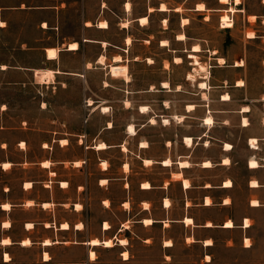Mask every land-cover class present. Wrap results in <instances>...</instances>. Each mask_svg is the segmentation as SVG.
I'll use <instances>...</instances> for the list:
<instances>
[{
    "label": "crops",
    "instance_id": "1",
    "mask_svg": "<svg viewBox=\"0 0 264 264\" xmlns=\"http://www.w3.org/2000/svg\"><path fill=\"white\" fill-rule=\"evenodd\" d=\"M167 3L164 0L152 4L147 0L143 10L134 14L132 0H122L117 8L123 17H119L116 25L122 30H127L134 22L148 27L151 14L157 12L160 14L157 27L165 32L169 27L166 15L180 12L177 4L168 6ZM217 5L196 0L189 9L202 14L206 20L216 10L245 13V7H240L241 0L239 3L218 0ZM224 5L227 7L223 8ZM230 8L234 11H229ZM108 12L117 15L116 7L109 5L108 0H97L95 14L83 21L86 35L81 41L71 39L45 45L41 67L8 71L12 76H19L13 81L16 85H24L28 77L37 79L35 73L50 71L49 79L43 82L37 79V82L57 93L68 91L71 83L77 82L85 96L83 102L74 106L62 100L38 102L36 108L41 120L35 119V107L29 102L26 116L14 125L5 117L8 106L0 108V264H172L177 239L186 246L202 245L203 258L199 264H210L213 259L221 262L236 248L250 258L241 264H256L258 260H253V254L264 250L261 249L264 234L260 235L259 242L255 231L257 227L264 228V72L259 89L253 93V87L246 86L245 76L237 74L242 71L244 62L236 65V60L229 65L236 72L235 77L225 76L218 83H209L212 75L211 70H207L209 75L197 82L198 103H185L169 114L156 113L149 103H138L135 108L134 94L159 92L163 95L159 99L160 108L171 109L172 94L180 90L181 84L172 85L171 79L164 77L147 88H133L130 64L144 60L152 65L154 60L140 52L130 54L136 38L129 32L118 43L108 38L111 26L106 16ZM223 14H219L220 23ZM244 16L249 24L244 28V36L249 40L261 39L263 33H256L252 20L248 19L255 21L260 15L251 11ZM188 21L180 15L178 26L182 29ZM101 22L105 27L100 26ZM42 26L47 27L45 21ZM93 27L95 33L91 35ZM246 29L254 31L253 37L246 36ZM180 31L174 34V39L167 35L158 40V45L165 50L182 52L173 54L171 59L164 58L163 71L182 63L184 55L194 66L192 69L199 68L194 64L197 53L202 50L199 43H192L189 49L170 47L172 40L175 44L186 42L185 33ZM147 35L152 37L153 33ZM150 40L143 39L144 42ZM71 43H76V47H69ZM196 44L197 51L193 50ZM48 49H54L55 55L49 56ZM209 51L210 56L204 61L209 68L225 66V55H217L215 49ZM102 57L103 62L99 60ZM219 58L224 62L220 63ZM261 60L264 68V57ZM119 65L126 66L127 78L120 76L123 88L121 99L117 101L123 109H136L142 120L137 122L131 117L125 121L121 138L114 141L111 135L115 126V100L99 91L114 88L119 76H114L111 68ZM239 80L243 83L237 84ZM200 82H205L206 86H201ZM214 88L222 89L211 99L210 92ZM235 91L241 95H236ZM224 94L229 98L224 99ZM141 107L145 109L142 111ZM208 116L212 118L211 123H205ZM187 119L195 120L196 130L186 129L181 134L163 136L164 152L159 156L150 152L151 140L139 133L146 126L184 124ZM38 122L41 127L35 126ZM130 125L132 132L128 130ZM231 125L237 126L244 137V153L239 160L234 141L227 134L214 132L215 128ZM186 138L191 139L190 144L186 143ZM253 139L255 141H251ZM131 141L135 143L134 149L129 146ZM178 141L183 151L173 154ZM100 143L104 146L98 147ZM226 144L230 147L225 148ZM113 149L118 151V156L111 154ZM224 159H228V163ZM251 159L258 162L256 167L249 165ZM165 160L169 163L163 164ZM204 161L210 164L204 165ZM181 162L187 164L179 165ZM239 162L244 169L241 177L235 173ZM155 166L163 170L159 178L148 175ZM193 169L215 170L220 174L216 179H196L191 173ZM225 181L230 184L224 185ZM228 221L231 226L226 225ZM176 225L181 227L180 236L174 233ZM218 232L223 235L220 242L224 249L218 248ZM94 239L98 243H91ZM106 240L111 244L104 245ZM134 240L149 247L153 255H135ZM168 241L170 243L166 244ZM112 252L114 258L105 259L104 256Z\"/></svg>",
    "mask_w": 264,
    "mask_h": 264
},
{
    "label": "rangeland",
    "instance_id": "2",
    "mask_svg": "<svg viewBox=\"0 0 264 264\" xmlns=\"http://www.w3.org/2000/svg\"><path fill=\"white\" fill-rule=\"evenodd\" d=\"M109 5H113L117 9V15L111 12L107 13V17L111 21L110 29L108 30V38L112 42H121L122 37L129 32L134 38V43L131 47L130 54L134 52H140L141 55L151 56L154 60V64L148 65L146 61L141 60L134 64H130V73L132 77L133 88L144 89L150 84H157L161 78H170L172 85L180 83V90L172 94V100L174 101L171 109L164 110L161 107L159 99L163 96L159 92H139L134 94L133 106L136 104H151V107L156 113L169 114L170 112L179 110L185 103L199 102V94L197 90V82L202 76L208 74L211 70L212 77L209 83H218L225 76L235 77L236 72L233 70L230 64H233L236 60L242 58L244 67L241 72H237L238 75L245 76L246 86L248 88L253 87V93L259 89V83L261 76L263 75L264 68L261 58L264 57V36L261 39L249 40L243 34L245 26H248L245 14L253 11L255 14H259L260 17L254 21V19L248 18L253 22V28L256 29V33H263L264 35V0H241L240 7H245V13L243 12H226L221 10L212 11L210 17L206 20L202 14L191 11L189 8L193 6L196 0H166L168 6L180 7V12H171L166 15L169 18L168 29L163 32L157 27L159 23L160 14L154 12L150 16V23L148 27H140L136 22L132 23L126 30L119 29L116 22L120 21L119 17H123L117 5L122 0H108ZM164 0H150L152 4H158V2ZM208 5L218 7V0H205ZM133 13L138 14L143 10V4L147 3V0H132ZM97 6V0H0V66L5 65L6 70L0 68V108L3 105H7L5 110V117L8 118V122L12 125L18 123L19 119L26 116L27 103L33 102L35 119L41 120V113L36 108L38 102L42 100L53 101H69L72 106L77 102H83L85 92L79 88L78 83H71L68 91L57 93L52 92L51 89L46 88L44 85L37 82L36 78L28 77L27 83L24 85H16L14 80L19 76H12L8 71L14 70L19 67H31L38 68L42 66V47L48 44H56L60 41L78 39L82 40L83 35H86L83 30V21L87 17L95 14ZM224 5L223 8H226ZM142 8V9H141ZM220 13H228L229 18L233 20L232 27L222 28L220 26ZM180 15L188 18V24L182 29L178 26ZM230 19V20H231ZM45 21L47 27L42 26V22ZM95 27L91 28L90 34H94ZM179 30L186 35V42L175 44L172 40L170 47L189 49L192 43H199L201 46V52L197 53V60L206 67L200 70L192 69L193 65L188 63L185 55L183 62L178 65H171L170 70L163 71L162 63L164 58H170L173 54H182V52H170L158 45V40L163 36H171L174 39V34ZM252 31L246 29V32ZM148 32H152L153 36H148ZM254 32V31H253ZM144 38H150V42H144ZM171 38V39H172ZM179 49V50H180ZM218 50L217 55H225V66L220 68H209L208 64L204 61L208 60L210 56L209 50ZM184 53V52H183ZM215 64H218V62ZM208 70V71H207ZM194 75L196 80H185L188 74ZM209 75V74H208ZM199 85V84H198ZM114 88H110L108 91L101 90L100 94L107 95L108 98L115 100L114 106V130L111 138L117 141L122 136V129L125 121L129 118H134L135 121H141L142 117L137 113L136 109H123L120 102L121 88H123V80L119 76L113 84ZM222 88H214L210 92V98L215 99L217 94ZM240 96L238 92H234ZM234 94V95H235ZM29 105V104H28ZM136 108V107H135ZM78 111V108H77ZM47 112V111H46ZM4 118V117H3ZM187 124H192L188 126ZM195 120L187 119L184 124H173L171 126L163 127L161 124L152 126H146L139 131L140 134L146 136L151 140V153L161 155L164 150L162 147L163 136H173L174 133L181 134L186 129L196 130ZM36 127L42 126L41 122L35 124ZM76 126V125H73ZM216 134H227L236 144V158L237 160L243 157V133L240 132L237 126L231 125L226 127L215 128ZM129 146L134 149L135 143L131 141ZM215 148V146H212ZM183 151L181 143L178 141L173 149L175 152ZM201 153V149H199ZM111 154L116 157L119 155L116 149L111 151ZM211 155H213L211 153ZM137 160H134V163ZM235 173L240 177L244 172L241 162L235 165ZM136 169V166H135ZM141 170L138 169V172ZM192 175L198 179L201 177H212L216 179V175L220 172L215 170H191ZM163 170L155 166L149 170L148 175L153 177H161ZM141 175H137V178ZM174 233L176 236H180L181 227L179 225L174 226ZM158 231V229H157ZM257 233V239L261 241V234H264V228L257 227L255 229ZM219 249H224L220 239L223 237L219 234ZM149 247L143 246L134 240L135 255L151 257L153 251H149ZM261 249L264 247L261 246ZM175 258L172 264H199L202 255V245L199 243L184 245L177 239ZM105 259H113L114 253H109L104 256ZM226 258V261L223 260ZM221 259V262L212 260L210 264H241L242 262L250 259L249 255L239 251L237 248L235 251L229 253ZM253 260H258L256 264H264V250L255 252L253 254Z\"/></svg>",
    "mask_w": 264,
    "mask_h": 264
},
{
    "label": "bare ground",
    "instance_id": "3",
    "mask_svg": "<svg viewBox=\"0 0 264 264\" xmlns=\"http://www.w3.org/2000/svg\"><path fill=\"white\" fill-rule=\"evenodd\" d=\"M222 1H226V0H222ZM235 1V3H239V0H238V2H237V0H234ZM224 3H226V2H224ZM198 7L201 9V8H203V6H202V4H198ZM178 8V7H177ZM161 9V8H160ZM163 10V9H162ZM227 10V9H226ZM229 11H234V9L233 8H230V10ZM253 18V17H252ZM184 19V18H183ZM231 18H229V15L228 14H226V13H224L223 15H222V17H221V24H222V27H231L232 26V21L230 20ZM143 20V19H142ZM126 24V23H125ZM99 25V24H98ZM105 25V23L104 22H101L100 23V26H103V27H105L104 26ZM43 26H45V23H43ZM182 35V34H181ZM185 36V35H184ZM246 36L247 37H253V32L252 31H248V32H246ZM183 38V37H182ZM129 41V40H128ZM163 42V41H162ZM104 44V43H103ZM161 45H162V43H161ZM69 47H71V48H73V47H76V43H71L70 45H69ZM193 50H195V51H197V50H199V46L196 44V45H193ZM48 55L49 56H53V55H55V50L54 49H48ZM190 53V52H189ZM194 54V53H193ZM190 57V56H189ZM192 57H194V55H192ZM116 59V58H115ZM194 59V58H193ZM100 61H102L103 62V57L101 58V59H99ZM179 61H180V59H179ZM219 62L220 63H223L224 62V59L223 58H219ZM194 64H198V66H199V69L200 70H204L206 67H204L202 64H199V62L196 60V58L194 59ZM235 64L236 65H243V61L242 60H237L236 62H235ZM116 65V64H115ZM126 67V66H125ZM124 66H113L112 68H111V72H112V74L114 75V76H123V78L125 77V78H127V74H126V68H125ZM1 68H6V66L5 65H1ZM35 74H37L36 76H37V79L40 81V82H43V81H45L46 79H49V77L51 76V72L50 71H46V72H38V73H35ZM188 78H191V79H194V75L193 74H189L188 75ZM243 82L241 81V80H239L238 82H237V84H242ZM200 85L201 86H206V83L205 82H200ZM224 97H228L229 98V95L228 94H224L223 95V98ZM189 108L191 107V106H188ZM141 109H142V111L145 109L144 107H141ZM243 109L244 110H246L247 109V107L245 106V107H243ZM147 110V109H146ZM189 110V109H188ZM212 122V118L210 117V116H208V117H206L205 118V123H211ZM243 122H244V124L246 123V119L244 118L243 119ZM128 130L129 131H133V127L130 125L129 126V128H128ZM186 143L187 144H190L191 143V139L190 138H186ZM251 141H255V139H253V140H251ZM143 143V142H142ZM145 143V142H144ZM104 146V144L103 143H100L99 145H98V147H103ZM144 146V145H143ZM228 147H230V145L229 144H226L225 145V148H228ZM150 161V160H149ZM149 161H146L145 163H149ZM225 161H228V159H224V162ZM169 163V160H165L164 162H163V164H168ZM187 164V162H181L179 165H186ZM210 164V162L209 161H204V165H209ZM103 165H105V164H103ZM249 165L251 166V167H256L257 165H258V162L255 160V159H251L250 160V162H249ZM184 181V180H183ZM184 184L185 185H187V181H184ZM230 184V181H225V183H224V185H229ZM256 184V182L255 181H253V185H255ZM145 185H147V184H145ZM253 203H256V201H253ZM189 221V219H186V222H188ZM147 223H148V221H147ZM190 223V222H189ZM226 223V225L227 226H231L232 225V223H231V221H228V222H225ZM247 223V222H246ZM30 225V224H29ZM66 226V225H65ZM121 242H124L125 243V241L124 240H121ZM91 243H98V240H96V239H94V240H92L91 241ZM170 242L168 241V242H166V244H169ZM210 243V242H209ZM111 244V241L110 240H106L105 242H104V245H110ZM91 255L93 256V253H91ZM124 255H126V253H124Z\"/></svg>",
    "mask_w": 264,
    "mask_h": 264
},
{
    "label": "snow or ice",
    "instance_id": "4",
    "mask_svg": "<svg viewBox=\"0 0 264 264\" xmlns=\"http://www.w3.org/2000/svg\"><path fill=\"white\" fill-rule=\"evenodd\" d=\"M237 2H238V0H237ZM224 99H228V97H224ZM225 163H228V161H225ZM5 243H7V241H5Z\"/></svg>",
    "mask_w": 264,
    "mask_h": 264
},
{
    "label": "built area",
    "instance_id": "5",
    "mask_svg": "<svg viewBox=\"0 0 264 264\" xmlns=\"http://www.w3.org/2000/svg\"><path fill=\"white\" fill-rule=\"evenodd\" d=\"M220 26H221V23H220Z\"/></svg>",
    "mask_w": 264,
    "mask_h": 264
}]
</instances>
